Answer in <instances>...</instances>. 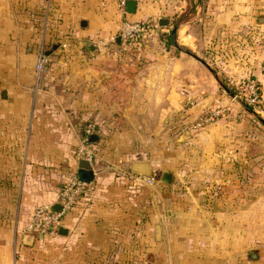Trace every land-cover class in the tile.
<instances>
[{"label":"crops","instance_id":"obj_1","mask_svg":"<svg viewBox=\"0 0 264 264\" xmlns=\"http://www.w3.org/2000/svg\"><path fill=\"white\" fill-rule=\"evenodd\" d=\"M133 1L128 17L152 27L138 46L108 42L116 0H0V264H264V118H250L264 114V0ZM25 3L38 20L20 23L40 35L33 62L5 57ZM252 77L256 113L231 92ZM218 105L223 117L190 128ZM89 122L99 153L145 147L112 156L149 162L152 177L134 175L157 180L134 189L108 173L64 216L65 234L27 233L36 207L58 205Z\"/></svg>","mask_w":264,"mask_h":264},{"label":"built area","instance_id":"obj_2","mask_svg":"<svg viewBox=\"0 0 264 264\" xmlns=\"http://www.w3.org/2000/svg\"><path fill=\"white\" fill-rule=\"evenodd\" d=\"M129 0H116L117 8L120 13V22L116 34L111 36L108 40L110 43H115L117 40L128 44L139 45L145 41L150 35L152 27L148 22L134 21L128 17L126 6ZM68 42L63 43V47L68 46ZM42 54L38 57L37 73L42 69L44 62ZM232 99L238 101L246 106L256 110L261 104V93L258 80L254 77L238 81L234 83V94ZM193 100H189L192 103ZM226 106H215L209 108L206 112L200 115L193 124L191 129H199L206 125L215 122L217 119L224 116ZM95 133V123L89 122L81 133L79 144L75 151V159L77 162L81 160L87 161L93 170V178L89 182H83L79 179L77 174L78 165L75 169H71L66 173L65 180L58 193L59 210L54 211L49 205H41L34 209L30 220L28 221L25 231L35 235L55 237L58 235L59 228L62 224L64 216L75 206L79 198L87 191L90 190L96 179L99 178V170L97 165L99 162L98 153L95 146L90 142V137ZM113 166V165H112ZM112 168V174L120 178L130 179L133 183H147L149 179L132 174L129 170L122 168Z\"/></svg>","mask_w":264,"mask_h":264},{"label":"rangeland","instance_id":"obj_3","mask_svg":"<svg viewBox=\"0 0 264 264\" xmlns=\"http://www.w3.org/2000/svg\"><path fill=\"white\" fill-rule=\"evenodd\" d=\"M28 1L31 2V0H28ZM41 1L43 2L44 0H41ZM25 4L27 6L25 8V10H26L25 14L27 17L21 18L19 20L15 19V18H12L9 20L10 21L9 25L16 26L18 28L19 32H17L16 28L14 30H11L12 27H10L11 29L8 31V35H7L8 36V43L10 44V47L7 51H5V55H6L5 57L9 58V59H14V58L16 59V57L21 55L20 58H23L26 62H30V61L33 62L35 60V52L29 53L28 47L30 46L31 49L33 48V50H34L35 44H37V42H39L40 35H38L36 33L32 35V34H30V32L27 33L26 32L27 30H24L22 28L20 29V27H21L20 23H23V22H25V26L27 25V28H29L30 31H31V28H34V25L37 26L36 22L34 24V20H36V18L33 19V16H32L33 10L31 8L33 7V5H31L30 3H29V5H27V3H25ZM28 6H30V7L28 8ZM16 21H17V24L19 22L18 25H16V23H15ZM36 21H38V20H36ZM1 45H2V42H1V36H0V47H1ZM37 58H38V55L36 54V62H35V65L33 66L35 74L37 72V66H36L37 61H38ZM0 59H1V50H0ZM236 102H238V101H236ZM238 103H240V102H238ZM235 104H237V103H235ZM240 105L244 106V104H242V103H240ZM249 109L251 111H253L254 113H256V110L251 109V108H249ZM250 118L254 119L256 122L260 123V121L263 120L262 118H264V114H261V113H259V114H253L252 113L251 114L250 113ZM144 148L145 147H137V146H133V145H130L128 147L127 146L106 147L104 149V154H102L101 152L99 153V148L97 147V150H98L97 153H98L99 162H100L99 164H101V166L100 165L97 166V169L99 170V172H98L99 177L102 178V177H104V175H109L108 173L112 174L113 169L106 167V166H110V165L111 166L113 165L112 167H114V168H117L119 166V168H122L123 170H129L128 162L127 163L126 162L125 163L124 162H122V163L116 162L117 161L116 157H118V158L120 157L119 159H121L124 157L123 156L124 154L129 155V153H132L131 156H129L130 159L136 158L140 154L137 155V154H133V153H143L145 151ZM148 149H150V146H147L146 150H148ZM121 152H124V153H121ZM113 153H115V155H116V153H119V154L116 155V157L114 158V156H112ZM153 155H154V157L158 158V162H154V166L156 167V169H158V166L161 165V164H159V162H160L159 157L161 155L159 148H155ZM130 159H128V160H130ZM123 179H126V178H123ZM151 179L152 180H150V182H147L145 184L144 183H133L130 181V179H129V181L133 184H136L138 188H144V185H146V184L149 185L152 181L155 182L157 180L156 176L151 178ZM250 197L254 198L255 196L250 195ZM136 262H137V264H147L148 263L146 258L138 259Z\"/></svg>","mask_w":264,"mask_h":264},{"label":"water","instance_id":"obj_4","mask_svg":"<svg viewBox=\"0 0 264 264\" xmlns=\"http://www.w3.org/2000/svg\"><path fill=\"white\" fill-rule=\"evenodd\" d=\"M135 8V2L133 0L128 1L127 6H126V10L128 13H131L134 11ZM164 20L163 18H160L158 20V26L163 27L165 25H167V21L165 20V23H162L161 21ZM189 135V133L186 131L184 132L181 137L180 140L185 139L187 136ZM97 141V136L92 135L90 137V142H92L93 144H95ZM129 171L132 174H137V175H144V176H148V177H152L153 176V172L150 168V164L149 162H142V163H137V162H132L129 165ZM77 174L78 177L81 181L83 182H89L92 180L93 178V170L91 165L85 161V160H81L78 162V169H77ZM160 182L164 183V184H170L172 182V172L168 171V170H163L161 172V176L159 178ZM60 206H53L52 210L57 211L59 210ZM60 234H65L66 230L64 228H60L59 230ZM251 253V252H250Z\"/></svg>","mask_w":264,"mask_h":264},{"label":"trees","instance_id":"obj_5","mask_svg":"<svg viewBox=\"0 0 264 264\" xmlns=\"http://www.w3.org/2000/svg\"><path fill=\"white\" fill-rule=\"evenodd\" d=\"M233 87H234V86H233ZM233 87H231V92H232V93L234 92V88H233ZM260 93H261V90H260ZM261 97H262V95H261ZM261 101H262V100H261ZM248 107H249V106H248ZM94 146H95V150H96V152H97V151H98V150H97V144H94ZM112 177H113V179H115V180H117V181H119V182H123L128 188H131V187H133L134 189H137V188H138L136 184L131 183V182H130L129 180H127V179H123V178L117 177V176H115L114 174H112ZM99 179H100V178L96 179L94 186H93L90 190H93L94 188L97 187V185H98V183H99ZM79 199H80V198H79Z\"/></svg>","mask_w":264,"mask_h":264}]
</instances>
